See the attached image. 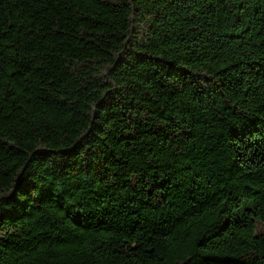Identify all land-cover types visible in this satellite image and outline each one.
<instances>
[{
  "label": "trees",
  "instance_id": "obj_1",
  "mask_svg": "<svg viewBox=\"0 0 264 264\" xmlns=\"http://www.w3.org/2000/svg\"><path fill=\"white\" fill-rule=\"evenodd\" d=\"M0 264H264V0H0Z\"/></svg>",
  "mask_w": 264,
  "mask_h": 264
}]
</instances>
